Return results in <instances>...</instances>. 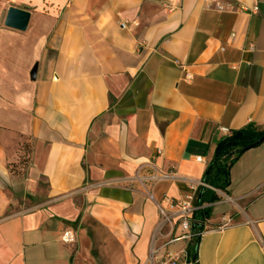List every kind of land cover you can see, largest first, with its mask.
Instances as JSON below:
<instances>
[{
	"label": "crops",
	"instance_id": "obj_1",
	"mask_svg": "<svg viewBox=\"0 0 264 264\" xmlns=\"http://www.w3.org/2000/svg\"><path fill=\"white\" fill-rule=\"evenodd\" d=\"M164 2L0 0V264H188L195 235L199 264H264V144L204 183L223 128L264 130V0ZM203 189V232L158 233Z\"/></svg>",
	"mask_w": 264,
	"mask_h": 264
},
{
	"label": "trees",
	"instance_id": "obj_2",
	"mask_svg": "<svg viewBox=\"0 0 264 264\" xmlns=\"http://www.w3.org/2000/svg\"><path fill=\"white\" fill-rule=\"evenodd\" d=\"M264 144V130L248 125L246 128L230 131L222 139L214 156L212 164L207 169L204 183L218 191H226L230 186V169L233 162L245 152L258 148ZM198 206L201 207L194 214L192 230L201 233L205 222L210 219L211 208H202L205 204H214L219 198L213 190L203 189ZM199 236L195 235L187 249L188 264H199L197 247Z\"/></svg>",
	"mask_w": 264,
	"mask_h": 264
},
{
	"label": "built area",
	"instance_id": "obj_3",
	"mask_svg": "<svg viewBox=\"0 0 264 264\" xmlns=\"http://www.w3.org/2000/svg\"><path fill=\"white\" fill-rule=\"evenodd\" d=\"M163 8L166 12H173L178 8V0H165ZM220 10H223L222 6H219ZM123 30L129 29L130 25L127 22L120 24ZM224 134L229 135L230 131L223 128L221 130ZM164 177H174V175H163ZM192 196H186L183 199H173L166 197L164 204L159 207L160 223L158 225V233L163 232L164 229L169 228L171 235H175L178 231L180 235L177 238L184 240L191 239L192 222L196 212L200 210L199 206H196L193 202ZM153 259V254H152ZM165 264H173L172 256H169V260Z\"/></svg>",
	"mask_w": 264,
	"mask_h": 264
},
{
	"label": "water",
	"instance_id": "obj_4",
	"mask_svg": "<svg viewBox=\"0 0 264 264\" xmlns=\"http://www.w3.org/2000/svg\"><path fill=\"white\" fill-rule=\"evenodd\" d=\"M30 19H31V14L29 12L11 7L8 10L5 19V26L7 28L19 32H25L28 29ZM37 71H38V66H35L30 74L32 81L36 80Z\"/></svg>",
	"mask_w": 264,
	"mask_h": 264
},
{
	"label": "rangeland",
	"instance_id": "obj_5",
	"mask_svg": "<svg viewBox=\"0 0 264 264\" xmlns=\"http://www.w3.org/2000/svg\"><path fill=\"white\" fill-rule=\"evenodd\" d=\"M25 150L28 151V147H26ZM28 162L29 159H27V155L25 157H22L20 161L21 169H23ZM11 166H12V171L15 172L16 174L24 175L26 173V171H20L19 166L16 163L12 164Z\"/></svg>",
	"mask_w": 264,
	"mask_h": 264
}]
</instances>
